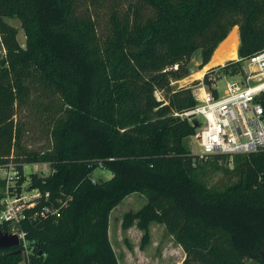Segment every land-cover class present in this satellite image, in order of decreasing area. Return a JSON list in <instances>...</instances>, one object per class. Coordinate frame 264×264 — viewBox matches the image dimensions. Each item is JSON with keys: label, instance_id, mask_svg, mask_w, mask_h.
Returning <instances> with one entry per match:
<instances>
[{"label": "trees", "instance_id": "trees-1", "mask_svg": "<svg viewBox=\"0 0 264 264\" xmlns=\"http://www.w3.org/2000/svg\"><path fill=\"white\" fill-rule=\"evenodd\" d=\"M8 17L21 21L25 48ZM235 26L239 59L202 81L214 95L212 74L238 75L264 50V0H0V165H15L22 183L25 164L49 163L29 187L61 206L59 216L23 221L31 249H0V264H124L110 215L133 192L147 197L131 213L142 241L151 222L163 223L185 251L181 264H264V152L236 154L237 179L207 185L204 158L185 141L197 130L184 112L201 80L174 85L197 52L207 65ZM35 135L46 145L32 147ZM100 164L111 177L94 178Z\"/></svg>", "mask_w": 264, "mask_h": 264}, {"label": "built area", "instance_id": "built-area-1", "mask_svg": "<svg viewBox=\"0 0 264 264\" xmlns=\"http://www.w3.org/2000/svg\"><path fill=\"white\" fill-rule=\"evenodd\" d=\"M244 61L241 80L228 82L224 93L218 95L206 88L202 94L198 88L195 93L198 103L184 112L194 114L198 120L194 135L200 147L196 154L200 158L223 154L233 162L236 154L264 152V50ZM156 94L159 96V91ZM6 165L12 166L15 177L6 197L0 199V226L6 224L7 231L16 233L19 244L29 252L31 247L22 222L59 216L61 206L47 202L49 191L43 194L39 187H29L30 177L19 183L20 171L12 163Z\"/></svg>", "mask_w": 264, "mask_h": 264}, {"label": "rangeland", "instance_id": "rangeland-1", "mask_svg": "<svg viewBox=\"0 0 264 264\" xmlns=\"http://www.w3.org/2000/svg\"><path fill=\"white\" fill-rule=\"evenodd\" d=\"M5 20L18 29L17 41L20 47L25 48L26 35L21 21L17 17H8ZM5 53V49L3 47L0 48V59H3ZM200 64L201 52H197L193 55L190 62L191 76L189 75L187 78L175 82V87H180L189 80L188 78H192V74L200 69ZM242 66L243 68L246 66L245 61H243ZM242 76L243 72L235 76L219 75L215 72L211 77L215 78L214 86L220 94H223L228 82L239 81L242 79ZM203 78L204 76L200 79L201 83L193 87L195 93L198 88H206L209 91V88L202 82ZM199 118L203 119L201 115ZM194 119L191 120L194 121ZM32 130L34 128L30 131ZM185 141L192 152L197 153L200 151L197 138L194 134L188 136ZM29 143L32 147L46 145V141L39 137V135L30 137ZM51 169L50 164L47 162L27 163L24 167L25 175L28 178L31 172L48 173ZM197 170L201 179L211 187L223 188L237 179V174L234 171V163L229 162L227 158L218 159L215 155H209V157L204 158L199 163ZM111 175L112 171L103 167L101 164L93 172L94 178H109ZM13 177H15V171L11 165H0V199L6 197ZM146 202L147 197L144 194L133 192L116 205L111 212L110 238L120 261L123 263L129 259L134 264L136 259H140V263H135L181 264L185 257V251L163 223L157 221L151 222L149 225V238L142 241L144 230L138 225L137 217L131 218V213L139 210ZM124 221H130L131 223L125 227Z\"/></svg>", "mask_w": 264, "mask_h": 264}, {"label": "bare ground", "instance_id": "bare-ground-1", "mask_svg": "<svg viewBox=\"0 0 264 264\" xmlns=\"http://www.w3.org/2000/svg\"><path fill=\"white\" fill-rule=\"evenodd\" d=\"M238 49H239V37H238V27H234L228 36L223 40L216 50L214 51L211 65L216 64H225V62L229 59H236L238 56ZM208 68H202L196 71L193 76L195 79H200L204 76L207 72ZM202 94L205 93V89H200Z\"/></svg>", "mask_w": 264, "mask_h": 264}, {"label": "water", "instance_id": "water-1", "mask_svg": "<svg viewBox=\"0 0 264 264\" xmlns=\"http://www.w3.org/2000/svg\"><path fill=\"white\" fill-rule=\"evenodd\" d=\"M185 118L194 119V114L186 115ZM194 123L198 124V120L194 119ZM20 242L19 237L16 233L4 231L0 226V249L8 248L11 246L18 245Z\"/></svg>", "mask_w": 264, "mask_h": 264}, {"label": "crops", "instance_id": "crops-1", "mask_svg": "<svg viewBox=\"0 0 264 264\" xmlns=\"http://www.w3.org/2000/svg\"><path fill=\"white\" fill-rule=\"evenodd\" d=\"M236 27H238V26H236ZM238 37H239V45H240L239 27H238ZM213 54H214V53H213ZM212 57H213V55H212ZM212 57H211L210 61L208 62V64L205 65L203 68L207 67L208 70H209L210 68H212V67H214V66H217V65H223V64H224V63H223V64H216V65L214 64V65H211ZM238 57H239V56H237L236 59H238ZM229 60H232V59H229ZM227 61H228V60H227ZM227 61H226V62H227ZM198 70H200V69H198ZM198 70H197V71H198ZM208 70H207V71H208ZM192 75H193V74H192ZM190 76H191V75H190ZM186 78H187V77H186ZM184 79H185V78H184ZM188 79H189V80H187V82H185V83L182 84L181 86H187V85L191 84L194 80H196L194 76H193L192 78H188ZM200 79H201V78H200ZM200 79H199V80H200ZM182 80H183V79H182ZM197 80H198V79H197ZM179 81H181V80H179ZM179 81H178V82H179ZM109 230H110V228H109ZM109 233H110V232H109ZM115 251H116V249H115ZM116 252H117V251H116ZM118 257H119V256H118ZM127 259H128V258H127ZM119 260H120V259H119ZM139 260H140V259H138V260L136 259L135 262H139V263H140ZM135 262H134V264H136ZM123 263H124V264H132V262H131L129 259H128L127 262H123Z\"/></svg>", "mask_w": 264, "mask_h": 264}]
</instances>
